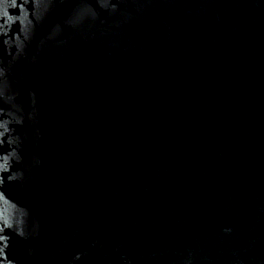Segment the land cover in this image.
I'll list each match as a JSON object with an SVG mask.
<instances>
[{
    "label": "water",
    "instance_id": "1",
    "mask_svg": "<svg viewBox=\"0 0 264 264\" xmlns=\"http://www.w3.org/2000/svg\"><path fill=\"white\" fill-rule=\"evenodd\" d=\"M0 264H264V0H0Z\"/></svg>",
    "mask_w": 264,
    "mask_h": 264
}]
</instances>
